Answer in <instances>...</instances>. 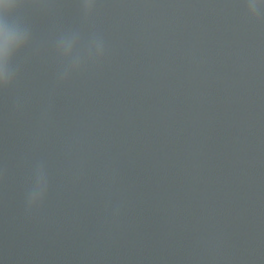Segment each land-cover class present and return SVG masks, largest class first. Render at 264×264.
Masks as SVG:
<instances>
[{
	"label": "clouds",
	"instance_id": "1",
	"mask_svg": "<svg viewBox=\"0 0 264 264\" xmlns=\"http://www.w3.org/2000/svg\"><path fill=\"white\" fill-rule=\"evenodd\" d=\"M24 0H0V57H5L11 62L13 56L23 48L29 39L27 28L14 13L21 7ZM93 0H84L86 13L91 10ZM91 6V7H90ZM11 70L7 78L0 77V87H8L14 80ZM29 205H36L29 194Z\"/></svg>",
	"mask_w": 264,
	"mask_h": 264
}]
</instances>
